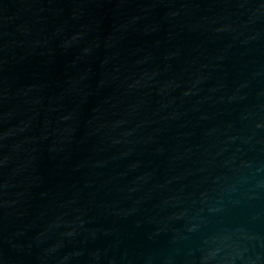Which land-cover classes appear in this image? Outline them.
<instances>
[{"label":"water","instance_id":"obj_1","mask_svg":"<svg viewBox=\"0 0 264 264\" xmlns=\"http://www.w3.org/2000/svg\"><path fill=\"white\" fill-rule=\"evenodd\" d=\"M0 264H264V0H0Z\"/></svg>","mask_w":264,"mask_h":264}]
</instances>
